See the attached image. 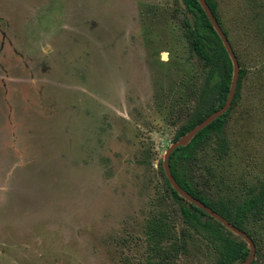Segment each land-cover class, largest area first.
Returning a JSON list of instances; mask_svg holds the SVG:
<instances>
[{
	"label": "rangeland",
	"instance_id": "1",
	"mask_svg": "<svg viewBox=\"0 0 264 264\" xmlns=\"http://www.w3.org/2000/svg\"><path fill=\"white\" fill-rule=\"evenodd\" d=\"M215 1L246 72L228 153L219 161L213 137L189 178L236 199L264 181V0ZM185 20L182 0H0V264H154L159 212L174 264L214 261L163 177L203 71Z\"/></svg>",
	"mask_w": 264,
	"mask_h": 264
},
{
	"label": "trees",
	"instance_id": "2",
	"mask_svg": "<svg viewBox=\"0 0 264 264\" xmlns=\"http://www.w3.org/2000/svg\"><path fill=\"white\" fill-rule=\"evenodd\" d=\"M182 2L185 8L193 14L192 22L187 20L184 22L185 37L203 71L198 90H195L197 97L195 106L178 128L174 137L175 140L225 103L232 78V63L229 55L198 0H182ZM206 2L228 37V32L217 14L216 1L206 0ZM231 45L238 58L240 71L230 108L201 129L187 145L175 148L170 154L169 166L173 177L184 190L217 211L252 238L256 246V255L262 240L259 226L264 224V181L250 186L247 195L243 198L224 199L219 196V199L214 200L201 185L193 183L189 178V165L198 159L199 153L206 148L213 137L215 139L213 153L216 154L219 161L228 153L224 126L230 110L237 102L246 72L232 43ZM163 177L165 189L176 202L183 225L202 236L216 255L213 262L206 264H236L246 259L249 248L242 237L238 235L232 237L233 232L231 230L225 228L218 220L202 209L184 200L172 188L165 174ZM169 217L171 219V215L167 212L156 213L146 226L148 249L150 254L156 257L157 263L154 264H174V259L179 253L177 247L170 249L173 250L174 255L168 253L170 250L167 251L163 248L164 242L171 239L170 225L167 222ZM253 223L254 226H251ZM170 224L174 226L173 223L170 222ZM250 264H255V259Z\"/></svg>",
	"mask_w": 264,
	"mask_h": 264
},
{
	"label": "water",
	"instance_id": "3",
	"mask_svg": "<svg viewBox=\"0 0 264 264\" xmlns=\"http://www.w3.org/2000/svg\"><path fill=\"white\" fill-rule=\"evenodd\" d=\"M199 4L201 5L202 9L204 10L205 14L207 15L209 21L211 22V25L213 29L217 32L219 35L228 55L232 63V78L230 83L229 92L226 98L225 103L217 110L210 113L207 117H205L201 122H199L197 125H195L191 130H189L184 135L180 136L176 141L170 144V146L166 149L163 157V169L166 178L168 179L170 185L172 188L178 192V194L186 201H188L191 204H194L198 208L205 211L208 215L213 217L214 219L218 220L225 228L231 230L234 234L242 237V239L248 244L249 248V254L241 262H238L236 264H250L251 261L255 258V251L256 246L252 240V238L243 230L237 228L235 225H233L231 222L228 221L224 216L219 214L217 211L213 210L211 207L203 203L202 201L198 200L194 196H192L188 191L184 190L178 182L173 177L170 166H169V157L172 151L179 147V146H185L187 145L191 139L206 125H208L210 122L221 116L223 113H225L231 106L233 97L235 95L236 86L238 82V76L240 71V65L238 58L234 52V49L225 34L224 30L218 23L217 19L213 15L212 11L210 10L206 0H198Z\"/></svg>",
	"mask_w": 264,
	"mask_h": 264
}]
</instances>
